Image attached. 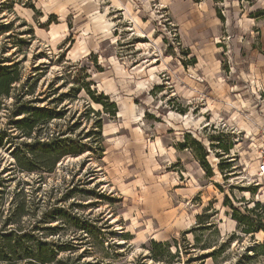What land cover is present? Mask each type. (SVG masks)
<instances>
[{
	"label": "rangeland",
	"instance_id": "rangeland-1",
	"mask_svg": "<svg viewBox=\"0 0 264 264\" xmlns=\"http://www.w3.org/2000/svg\"><path fill=\"white\" fill-rule=\"evenodd\" d=\"M66 1L57 7L54 0H0V59L20 62L25 85L37 79L32 98L38 106L67 94L58 105L67 114L53 121V128L80 122L74 135L84 138L92 129L96 116L86 118L88 106H103L86 90L77 91L86 73L91 89L119 105L115 117L102 112V157L91 151L69 156L45 178L52 201L79 212L103 240L94 243L81 233L85 237L76 241H83L76 253L89 252L83 260L90 264H137L142 258L158 264L148 249L152 239H176L184 248L194 243V233L185 232L200 226L198 215H204L202 222L213 215L220 237L198 230L201 244L207 240L213 246L233 234L235 239L217 262L207 258L192 264H264V254L252 250L264 242V234L244 235L226 205L227 196L236 206L252 200L264 204V175L258 174L264 0ZM50 12L57 20L41 28L38 21ZM10 120L1 109L0 130L19 136ZM12 140L0 148V169L13 166L12 151L24 138ZM194 140L209 152L211 177ZM222 146L229 147L223 157L232 164L223 172L216 154L224 152ZM72 231L62 230L53 239L73 238ZM212 249L182 251V258ZM247 251L252 259L245 257Z\"/></svg>",
	"mask_w": 264,
	"mask_h": 264
},
{
	"label": "trees",
	"instance_id": "trees-1",
	"mask_svg": "<svg viewBox=\"0 0 264 264\" xmlns=\"http://www.w3.org/2000/svg\"><path fill=\"white\" fill-rule=\"evenodd\" d=\"M31 8L36 12L34 5ZM53 21L54 18L51 17L48 23ZM5 63L6 60L0 59V110L10 113V128L17 130L19 136H12L10 134L12 131L0 130V148L8 144L13 145L12 138L18 137L24 140L14 146L13 166L0 169V264H90L83 260L85 254L89 252L76 253L83 243L82 241L76 245V241L83 240L85 235L82 237L81 233H86L93 238L94 243H102L100 234L79 212H75L71 207L56 205L52 201V189L44 188L45 178L54 173L58 164L69 156H80L91 151L94 154L99 153V157H102L105 123L102 112L115 117L119 112V105L116 101H110L109 95L103 92L98 94L96 89H91L94 83L86 80L90 77V74L86 73L77 91L86 90L91 101L103 106V110L88 106L86 118L89 120L92 115L96 116L92 129L84 138L82 135H74L80 122L73 124L67 122L64 128L56 123L53 128V121L63 119L67 114L68 109H58V105L64 101L67 94H61L58 98L49 100L47 105L38 106L32 98L37 79H30L25 85L22 82L20 62L12 60L11 64ZM16 83H20L19 88H16ZM74 90L76 88L72 87L71 91ZM7 99H13V103L8 105ZM194 145L198 149L196 155L204 170L210 177L213 176V168L206 158L209 155L207 148L198 140H194ZM179 146L186 147V144L180 143ZM210 146L217 148L213 142ZM223 148V153L216 152L221 157L218 168L222 172L232 167V164L227 161L228 158L223 157L230 153V149L227 146ZM23 175L34 176L26 180ZM13 183L15 186L11 187ZM27 185L32 187L27 188ZM59 201L64 203L66 196ZM250 203L253 205L250 206ZM226 205L232 209L231 216L244 235L253 236L260 232L264 234V204L252 200L243 204V207L236 206L227 196ZM212 216H207V220L202 222L204 215H198L197 224L200 226L185 232V235L194 233V243L187 242L184 248L176 239L172 241L152 239L148 245L150 257L158 264H192V261L207 258L217 262L229 248L235 235H231L226 241L216 242L217 244L213 246L207 240L201 244L202 237L198 235V230H213L217 241L220 237V230L211 219ZM58 221L60 224H53ZM68 228L76 233L73 238L53 239L55 235ZM173 246L175 250L172 249ZM193 248L213 249L198 257L183 260L182 251L194 252ZM252 250L255 254L258 252L264 254V242L254 246ZM248 253L249 251L245 253V257L252 259V255ZM137 264H146V262L142 258Z\"/></svg>",
	"mask_w": 264,
	"mask_h": 264
},
{
	"label": "crops",
	"instance_id": "crops-1",
	"mask_svg": "<svg viewBox=\"0 0 264 264\" xmlns=\"http://www.w3.org/2000/svg\"><path fill=\"white\" fill-rule=\"evenodd\" d=\"M54 1H58V2L55 4V6H57V7H60V6L62 5V2H63V4L68 3V1H66V0H54ZM32 11H33V10H32ZM29 15H31V14H29ZM32 15L34 16V11H33V14H32ZM57 15H58V14H57L56 12H50L49 15H46V16H45V21H43V23H41V22L38 21L39 26H40L41 28H46V27L51 26V24L55 23V21H53L52 23H48L49 19H50L51 17H53L54 20H55V19L57 20ZM41 16H44V15H41ZM31 20H33L32 16H31V19L28 20L29 23L31 22ZM263 39H264V34L262 35V40H263ZM77 53H78V52H77ZM88 56H89V55H88ZM107 95H108V94H107Z\"/></svg>",
	"mask_w": 264,
	"mask_h": 264
},
{
	"label": "built area",
	"instance_id": "built-area-1",
	"mask_svg": "<svg viewBox=\"0 0 264 264\" xmlns=\"http://www.w3.org/2000/svg\"><path fill=\"white\" fill-rule=\"evenodd\" d=\"M258 174L264 175V126L261 130V140L259 144Z\"/></svg>",
	"mask_w": 264,
	"mask_h": 264
}]
</instances>
